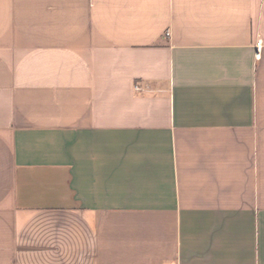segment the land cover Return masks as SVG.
<instances>
[{
	"label": "crops",
	"instance_id": "1",
	"mask_svg": "<svg viewBox=\"0 0 264 264\" xmlns=\"http://www.w3.org/2000/svg\"><path fill=\"white\" fill-rule=\"evenodd\" d=\"M0 264H264V0H0Z\"/></svg>",
	"mask_w": 264,
	"mask_h": 264
},
{
	"label": "built area",
	"instance_id": "2",
	"mask_svg": "<svg viewBox=\"0 0 264 264\" xmlns=\"http://www.w3.org/2000/svg\"><path fill=\"white\" fill-rule=\"evenodd\" d=\"M166 35H168V33H166ZM257 46L259 47L260 46V43H257Z\"/></svg>",
	"mask_w": 264,
	"mask_h": 264
}]
</instances>
